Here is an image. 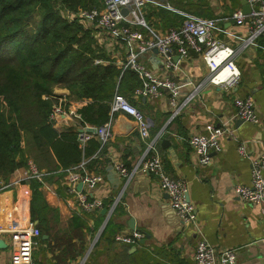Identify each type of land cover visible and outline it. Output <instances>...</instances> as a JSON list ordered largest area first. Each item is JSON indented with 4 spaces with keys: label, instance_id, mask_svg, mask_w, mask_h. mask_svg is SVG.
<instances>
[{
    "label": "crops",
    "instance_id": "obj_1",
    "mask_svg": "<svg viewBox=\"0 0 264 264\" xmlns=\"http://www.w3.org/2000/svg\"><path fill=\"white\" fill-rule=\"evenodd\" d=\"M210 1L216 15L223 14L227 16L224 19H230V0ZM239 2L240 7L235 10L242 9L241 0ZM225 26L236 29L233 21L225 23ZM263 55L264 51L255 47L239 49L235 60L242 77L238 86L229 91L208 82V68L204 60L193 54L183 65V75L176 80L180 83L192 82L182 91L194 94V98L172 120L167 98L155 102L142 99L146 103L141 107L142 112L155 127L156 134L151 131V136H159L157 146L166 171L188 184L189 199L197 208L198 227L181 221L171 207L169 195L154 175L138 172L124 180L118 173L115 168L118 163L129 170L136 167L144 153L145 143L139 137L133 118L116 113L111 121L112 137L106 146L110 162L104 173L105 183L95 187L91 196L103 201L113 199L116 206L120 204L118 212L113 210V220L123 227L122 231H132L129 224L133 220L136 231L145 235L144 243L125 245L129 247L127 252L125 246L112 249L106 244L101 245L96 262H90L88 258L107 225L106 219L109 221L112 216L106 218L101 213L102 209L99 211L104 223L96 235L88 230L94 227V219L84 214L88 228L76 227L73 219L79 209L75 197L61 196L57 185L49 184L44 185V198L58 215L54 218L49 215V232L42 233L37 221L31 219L32 190L26 182L30 180L26 178V167L17 170L8 184L0 182V187L1 184L8 185L0 191V240L3 241L0 264L10 261L12 238L5 228L11 222L32 225L38 230L33 252L38 264H194L196 244L202 239L216 248L236 249V264H264V215L261 206L244 202L236 191L237 184L251 185V162L264 152ZM154 59L155 54L153 57L149 55L146 61L156 68L159 61ZM54 92L65 98L70 95V90L63 87H56ZM247 95L256 101L261 119L259 124L238 119L233 121L234 98ZM89 102L87 99L71 100L69 106L78 112ZM225 123L236 130V137L221 138V148L209 152L211 164L201 165L189 145V137L194 133H208L209 127ZM75 125L74 119L62 116L56 121L55 128L66 131ZM165 141L169 144L165 145ZM241 143L247 145L246 158L238 153ZM84 244L86 250L80 256ZM127 255L131 256V262L124 263Z\"/></svg>",
    "mask_w": 264,
    "mask_h": 264
},
{
    "label": "trees",
    "instance_id": "obj_2",
    "mask_svg": "<svg viewBox=\"0 0 264 264\" xmlns=\"http://www.w3.org/2000/svg\"><path fill=\"white\" fill-rule=\"evenodd\" d=\"M167 1L175 9L202 18L227 17L216 15L210 0ZM230 1L232 16L240 2ZM102 8V0H0V182L8 184L14 173L28 167L30 161L46 173L43 182L35 178L26 181L32 190L31 219L37 221L42 233L49 232V215L53 218L58 215L44 198V185H57L59 195L66 197L62 182L68 171L85 162L86 170L104 174L110 162L106 155L108 143L103 144L94 137L85 147H80L77 127L66 131L55 128L50 115L62 99L55 94V88L70 90L66 98L69 103L89 100L78 113L82 123L95 127L112 120L111 102L117 93L127 97L141 112V107L146 105L134 97L135 89L142 85L137 74L123 71L101 46L99 29L77 16L82 10ZM147 10L145 18L155 29L167 30L182 24L183 18L178 13L156 7ZM67 11L69 17L65 15ZM257 41L264 46V35ZM112 203L113 199L104 201V207L109 208ZM120 207V204L115 206L114 213ZM99 211L84 214L94 219V227L88 229L92 235L104 223ZM84 215L75 212L76 227L88 228ZM122 230L112 215L89 261L96 262L101 245L112 249L129 245L115 240V235ZM125 247L127 252L129 247ZM81 249L80 256L85 253V244ZM126 257L127 261L123 262H131V256Z\"/></svg>",
    "mask_w": 264,
    "mask_h": 264
},
{
    "label": "built area",
    "instance_id": "obj_3",
    "mask_svg": "<svg viewBox=\"0 0 264 264\" xmlns=\"http://www.w3.org/2000/svg\"><path fill=\"white\" fill-rule=\"evenodd\" d=\"M244 1L250 6V12L244 14L242 9H237L230 19L202 18L173 8L167 0H102V10H82L77 16L84 18L88 25H94L99 29L101 46L123 71L131 70L137 74L142 85L135 89L134 97L150 102L167 98L172 120L194 98V94H184L182 91L184 86L192 82L183 84L176 80V77L183 75V65L191 59V51L204 60L208 68V82L229 91L238 86L242 77L235 60L239 49L251 46L264 51V46L257 41L259 36L264 35V0ZM148 7L178 13L183 18L182 24L167 30L155 29L145 18ZM124 9H128L127 14L123 13ZM65 15L69 17L70 12L67 11ZM230 21L234 22L235 30L225 26V23ZM154 48L158 50L155 58L159 61V66L156 68L146 61L149 55L154 56L152 51ZM233 105L235 107L233 121L238 119L246 123H260L256 101L252 96H237L233 100ZM116 113L133 118L139 137L145 143L144 153L136 167L129 170L122 163H118L115 166L118 173L124 180L130 179L138 172L154 175L160 187L169 195L171 207L181 221L188 226L198 227L197 208L188 199V184L166 171L157 146L159 136H151L152 121L120 93H117L111 102L112 117ZM62 116L75 120L80 147H85L94 137L103 144L108 143L112 137V120L102 127L82 123L80 114L69 106V101L65 97L54 105L50 115L55 123ZM92 127L96 128L95 133L89 132ZM209 129L208 133H194L188 139L189 145L203 166L211 164L209 152L221 148V138L236 137V130L228 123L211 126ZM238 153L243 158L248 156L245 143L239 144ZM84 165L85 162L68 171L62 183L66 186L67 196L75 197L79 211L86 215L107 207H104L103 200L91 196V191L95 187L105 183V175L90 172ZM251 165V185L237 184L236 191L244 202L260 205L264 215V152L255 157ZM26 174L27 179L35 178L43 182L46 173L40 171L36 164L30 161ZM80 183L83 184L81 190L78 189ZM6 188L8 185L1 184L0 191ZM115 206L112 203L107 208L108 218L113 215ZM5 231L9 232L12 238L8 264H38L33 254L38 230L32 225L11 222ZM144 238L145 235L136 230L120 231L115 235L117 242L129 245H138ZM236 263V249L216 248L204 239L197 242L194 264Z\"/></svg>",
    "mask_w": 264,
    "mask_h": 264
},
{
    "label": "water",
    "instance_id": "obj_4",
    "mask_svg": "<svg viewBox=\"0 0 264 264\" xmlns=\"http://www.w3.org/2000/svg\"><path fill=\"white\" fill-rule=\"evenodd\" d=\"M241 4H242V12H243L244 14H248V13L250 12V10H251V8H250V6L248 5V3H247L246 1H244V0H242V1H241ZM123 13H124V14H127V13H128V9H124V10H123ZM152 51H153V53H154L155 55L158 54V50H157V48H154ZM191 54L193 55V54H196V53H195L194 51H191ZM176 60H177V58H176ZM154 61L156 62L155 59H154ZM89 132H91V133H95V132H96V128H95V127L90 128V129H89ZM164 143H165V145H168V144H169L168 141H165ZM112 168H113V167H112ZM82 187H83V184L80 183V184L78 185V189L81 190ZM188 199H189V195H188ZM101 211H102L101 213H102L103 215H106V218H108V217H107V213H108L107 208H104V209H102ZM106 221H107V222H106V224H107V223H108V220L106 219ZM134 224H135V222H134L133 220H131V221H130V224H129L131 230H136ZM140 243H144V239L141 240ZM2 247H3V241L0 240V248H2Z\"/></svg>",
    "mask_w": 264,
    "mask_h": 264
},
{
    "label": "rangeland",
    "instance_id": "obj_5",
    "mask_svg": "<svg viewBox=\"0 0 264 264\" xmlns=\"http://www.w3.org/2000/svg\"><path fill=\"white\" fill-rule=\"evenodd\" d=\"M173 7V6H172ZM64 98V97H63ZM152 131V130H151Z\"/></svg>",
    "mask_w": 264,
    "mask_h": 264
}]
</instances>
